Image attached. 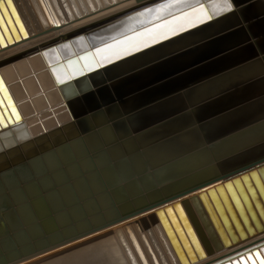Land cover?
<instances>
[{"label":"water","instance_id":"obj_1","mask_svg":"<svg viewBox=\"0 0 264 264\" xmlns=\"http://www.w3.org/2000/svg\"><path fill=\"white\" fill-rule=\"evenodd\" d=\"M229 3L230 10L217 11L213 0H204L196 7L203 6L210 18L74 79L132 57L151 56L80 93L136 73L142 76L144 69L155 79L135 91L156 87L163 94L131 109L123 103L129 94L96 100L90 109L82 102L83 109L76 114L81 133L68 136L65 125H59L0 148V264L25 261L146 207L206 187L200 196L205 201V192L210 195L228 228L216 192L237 225L225 190L243 217L245 210L235 189L250 211L249 194L260 205L258 193L264 199V9L254 16L252 6L237 8ZM1 11L15 36H28L13 0H0V28L8 40L11 36ZM0 42L5 44L1 29ZM246 44L253 48L250 56L222 66L226 56ZM178 60L189 62L175 71L157 72ZM0 99L9 121L3 119L2 126L21 121L1 77ZM75 135L78 138L70 143L69 137ZM179 204L173 205L180 211ZM171 207L157 210L165 226L164 211L174 223ZM181 220L197 247L187 219ZM260 251L264 253V246ZM256 253L259 249L224 264H244L249 256L256 260Z\"/></svg>","mask_w":264,"mask_h":264},{"label":"bare ground","instance_id":"obj_2","mask_svg":"<svg viewBox=\"0 0 264 264\" xmlns=\"http://www.w3.org/2000/svg\"><path fill=\"white\" fill-rule=\"evenodd\" d=\"M82 1L84 3L86 0ZM110 1L111 3L106 2V4L109 5L107 9H103L101 12L90 14L91 12L87 11L85 13L83 11L80 0H13L16 10L27 30V37H24L19 33V35L15 36L11 26L9 23H7L8 21L1 11L5 25L11 36V40H8L4 31L2 28H0L5 40V44L0 42V48L6 47L8 44L12 45L16 41L19 43L0 51V75L3 79V83H5V86L12 97V100L15 103V106L21 117V121L16 123V120H14L13 122L15 123H10L8 127H3L2 123L0 122V148L4 147V145H12L15 142L23 140L27 137L37 136L59 125H65L66 131L69 134L68 136L74 135L77 132L81 133L79 124L76 121V114L82 111L83 107L80 105L82 102L85 103L86 108L90 109L95 106L96 100L108 101L109 99L113 98L112 96L116 97L121 94H129L123 100V103L127 109H131L137 102L139 103L141 101H147L150 98H153V95L155 96L159 93L163 94V91H158L156 87L148 88L149 90L153 91V93L145 89H143V91H135L138 87L144 86L155 79H150L149 76L153 73H145L144 69L140 70L141 74H143L142 76H138L139 73H136L130 76V78H124L120 80L118 83L109 82L104 84L105 86L103 85L94 91L92 90L93 92L89 91L87 93H80L98 81L101 82L102 79L105 80L112 78L116 75L136 68L137 66L146 62L151 56L132 57L110 69H103L102 71L87 75L86 77L79 80L74 81V79L87 70L105 65L113 60L132 53L138 48L140 49V47L142 48V46H146L164 37L176 34L181 30L198 24L202 20L196 19L195 15L189 17L188 19L180 18L185 17L188 13H192L193 7L200 5V3L204 2V0H187V3L191 4L192 7L178 3L174 7L165 8L162 11H155V9L160 8L161 5L168 4L169 0ZM118 1L123 2L119 3ZM230 1L231 4L237 8H247L252 6V14L254 16L258 13V10L261 11L264 9V0ZM87 4L88 2H86V5ZM68 6H70L71 10ZM75 6L77 7V10L80 11V15L77 14ZM148 9H153V11L148 12ZM92 11L95 12L96 10L93 9ZM140 13H144V15H140ZM83 15H85L84 18L79 19ZM168 22L173 23L169 24ZM166 24L168 26L165 28L159 27L160 25ZM51 26H57V29L35 36L37 32L41 33L43 30H48ZM146 26L149 27L144 29ZM173 28L176 30L172 31L171 29ZM150 30L152 31L150 32ZM28 37L30 38L28 39ZM22 39L25 40L21 41ZM109 42V45L106 44ZM110 45L115 47L106 54L108 56L107 59H102L101 55L98 54V50L105 49ZM251 49H253L252 46L246 44V46L241 47L238 51L226 56L222 60L224 62V65L222 66H227V64L232 63L235 58L239 59L241 56H245L246 54L250 56L252 53ZM260 57L262 58V55H260ZM188 62L189 61L186 60H178L172 64H162L163 66L160 68L161 70L157 72L164 73L169 72L170 70L175 71L178 70L182 64ZM155 69L153 72L156 71ZM61 80H63L62 83ZM0 117H2V120L6 119L9 123L5 113V108L1 106V103ZM69 138L71 143L73 140H76L78 136L75 135ZM259 178L261 181H263L261 176H259ZM207 189L208 187L198 189L189 192L177 199L170 200L169 202L156 204L148 208L146 207V209L140 210L129 217L115 221L114 223L103 225V227H100L96 231H93L85 236L78 237L77 239H74L70 242L51 247L45 252L40 253L37 256L30 257L25 261L42 257L56 249L83 241L84 239H87L110 228L112 225L132 219L135 216L143 214L149 210L180 199H182L180 202L181 205L182 202L187 203L184 205V211L182 210L184 212L183 214L185 215V218L183 217V219H186V214L189 215V218L187 216L188 220L186 224L190 225L192 228L193 233L195 234V239H197L196 241L198 246H195L192 239L190 238V235L186 231V228L181 220L183 215L181 217L179 216L178 218L176 215L175 217L177 222L174 221L180 233L175 228L173 221L170 220V217L169 219L165 218V223L170 220V224L166 223V226L169 225L167 228L170 230L172 237L175 240V244H173L167 228L161 219L160 225L155 226L151 222L152 231H150L152 234L147 231V236H149V242L151 243L158 257L160 264H194L198 262V259L200 256H203L204 252L207 253L210 251L213 253V250L217 247L222 249L224 245H233L237 242L240 243L236 246L240 244L241 246L225 255L227 257L226 259L224 257L223 259L221 258V261L224 262L219 263L220 258L217 256L200 264H224L227 261L232 262L235 258H238L240 255L245 254L248 251H253V249L260 250V247L264 246V199L261 195H259L258 190L256 191L259 196L258 201L260 205L257 206L256 202L249 194V198L253 207V210L250 211L244 199L235 189L237 196L245 210V217L242 216L239 209L233 202L230 194L227 190H225V193L227 194V197L229 198L233 207L234 213L238 218V225L233 219L229 209L222 201V198L218 196V192H216L221 206L223 207V213H225L228 224L231 226L228 228L210 195L205 192V201L203 200V197L200 196V193L207 191ZM181 205L179 207H181ZM163 216H165V214ZM155 220L157 221L156 218L154 221ZM144 223L143 225L145 226L146 224ZM258 224H261L260 228L258 227ZM129 229L128 231H130ZM250 229H252V231H250ZM240 231H244L245 235L242 236ZM129 233H133L132 230ZM179 234H181L182 237ZM128 235L129 234H124L125 237L122 238H127L128 241V237H132ZM137 235H139V233ZM109 236L111 237V235ZM119 236L121 237V235ZM142 236L146 240L144 234ZM133 237L132 240H129L128 242H131V244H129L132 247H135L137 245V241L135 246L132 245V241L136 240L134 234ZM105 238L106 236H104V239ZM112 239L113 238H111V241ZM117 240L115 242H120ZM120 240L121 243L125 242L122 243V246L124 244H126V246L128 245L127 241H123L121 238ZM139 240H141V238H139ZM141 243H143V241ZM116 246H119V244ZM131 246L130 249L133 250ZM136 247L139 248L138 245ZM138 248H135L133 252L128 251V247L127 249L123 250V253L120 251L119 253L122 256H128L127 252H131L130 254L133 255L132 253H137L136 251H138ZM77 249L79 248L77 247ZM122 249H124V247H122ZM198 250L201 253L200 256ZM115 251L117 252L116 249ZM115 251L111 252V257H113V255L114 258L116 257L115 254L118 252L116 253ZM63 252V254H65L64 250ZM124 252L127 254L125 255ZM59 253L60 252H58V254ZM140 253L141 251L139 250L137 254ZM58 254L56 253L57 256ZM56 255H53L52 257H56ZM99 255L100 253L94 255L96 258H91V261H93L92 264H97L96 261L102 258ZM181 255L183 259L181 258ZM117 256L119 257V254H117ZM135 256L136 255H134V258ZM142 256L140 259H142ZM121 257L119 258L120 260ZM51 258L49 257V259ZM132 258L127 257V259L133 260ZM47 259L48 258L45 260ZM53 259H51V261L57 264V257L56 259ZM116 259L117 258H115V260L113 259L115 264H117L116 261H119V259ZM127 259L125 260L128 261ZM59 260L60 264H65L70 261L65 257L62 259V261L61 259ZM131 260L129 261L130 264L133 263ZM43 261L41 260L42 263ZM55 261H57V263ZM114 261L111 262L107 259L106 263L110 264L108 262H111L113 264ZM121 262L122 261L118 262V264ZM46 263L47 262H44V264ZM145 263L146 262L144 259V263L142 264ZM134 264L137 263L134 262Z\"/></svg>","mask_w":264,"mask_h":264},{"label":"rangeland","instance_id":"obj_3","mask_svg":"<svg viewBox=\"0 0 264 264\" xmlns=\"http://www.w3.org/2000/svg\"><path fill=\"white\" fill-rule=\"evenodd\" d=\"M93 1V2H92ZM116 1V0H115ZM125 1V0H124ZM80 2H81V6H82V9H83V11L86 13L87 11L88 12H91L90 14H94V13H97V12H101V11H103V9H107L108 8V6L109 5H107L106 4V2H108V3H111V1L110 0H86L84 3H83V1L82 0H80ZM86 2H88V7H87V5H86ZM91 2V3H90ZM119 3H122L123 1H118ZM102 3V4H101ZM104 3V4H103ZM84 4V5H83ZM117 5V4H116ZM104 6V7H103ZM69 8H70V6H68ZM99 7V8H98ZM112 7V6H111ZM87 8V9H86ZM92 8V9H91ZM75 9H76V11H77V14L78 15H80V11H78L77 10V7L75 6ZM93 9H95L96 11L95 12H93L92 10ZM70 10H71V8H70ZM84 16L85 15H83L81 18H79V19H82V18H84ZM76 20H78V19H76ZM55 29H57V26H51L48 30H43L41 33H36L35 34V36H38V35H41V34H44V33H47V32H49V31H52V30H55ZM30 37H32V36H30ZM30 37H28V39L30 38ZM25 39H22L21 41H24ZM17 43H19V42H14V44H12V45H16ZM12 45H10V44H8L6 47H2V48H0V51L1 50H4L5 48H9V47H11ZM0 77H1V75H0ZM1 79H2V77H1ZM2 81H3V79H2ZM5 84V83H4ZM1 100V99H0ZM245 188V187H244ZM190 200V199H189ZM182 201V199H180V200H176V201H174V202H171V203H168V204H165V205H163V206H160V207H158V208H154V209H152V210H149V211H147V212H145V213H143V214H140V215H138V216H135L134 218H132V219H129V220H126V221H124V222H121V223H118V224H116V225H112L110 228H108V229H106V230H104V231H102V232H100V233H97L96 235H94V236H91V237H89V238H87V239H84L83 241H79V242H77V243H73V244H70V245H68V246H64V247H62V248H59V249H56V250H54L53 252H50V253H48V254H46V255H44V256H42V257H37V258H35V259H32V260H28V261H25V262H21V263H18V264H31V263H33V264H44V262H47V263H51V264H55L54 262H52L51 261V259H56V257H57V260H58V263H57V261H55L57 264H60L59 262H60V260L59 259H61V261H62V259L65 257L66 259H68V260H70V261H68L67 263H65V264H73V263H75V264H92L93 263V261H91V258H96L94 255H97L98 253H100V257H102L100 260H97L96 261V263L98 264V263H101V264H107L106 262H107V259L109 260V261H114L115 260V258H117L116 260H118L122 255L119 253V251L120 252H122L123 253V250H125V249H127L128 247H129V249H130V244H131V242H128L129 240L131 241L132 240V237H133V234H134V236H135V239L136 240H134L135 241V243H134V241H132L133 242V246H135L136 245V241H137V245L139 246V248L138 247H132L131 246V248H133V250H135V248H138V251H136L137 253L139 252V250L141 251V253L143 254V256H144V259H145V264H160V262H159V259H158V257H157V255H156V253H155V251H154V249H153V247H152V245H151V243L149 242V236H147L148 235V233H147V231H149V233H151L152 234V223L156 226V225H160V217H159V215H158V213H157V210L158 209H160V208H164L165 206H167V205H172V209L171 210H173V211H171L170 213H172V212H174V213H172L171 214V216L174 218V221L175 222H177V219H176V217L178 218L180 215H179V213L181 214V216L183 215V217L185 218V215L183 214L184 212V205L185 204H187V203H184V202H182V205H181V202ZM175 202H179L180 203V205H181V207H180V211H178L179 209H177V207H175L173 204L175 203ZM179 205V206H180ZM183 207V208H182ZM183 210V211H182ZM178 213V214H177ZM165 214V216H163L164 217V220H165V218L167 219H169V217H170V214L167 212V211H165L164 213H163V215ZM166 214H168V215H166ZM175 214V215H174ZM177 215V216H176ZM167 216V217H166ZM176 216V217H175ZM187 216H188V218H189V215L188 214H186V219L188 220V218H187ZM157 219V221L155 220L154 221V219ZM196 219V218H195ZM170 220H172L171 218H170ZM169 220V221H170ZM154 221V222H153ZM166 222L167 224H170V222ZM145 222V223H144ZM147 222H148V224H147ZM152 222V223H151ZM156 222V223H155ZM159 224H158V223ZM196 222H198V221H196ZM143 223L144 224H146L145 226H147V227H145L144 225H143ZM167 226H169V225H167ZM159 227V226H158ZM130 228V229H129ZM146 228H147V230H146ZM150 228V229H149ZM128 229L131 231L132 230V232L133 233H129L130 231H128ZM151 230V231H150ZM145 231H146V233H145ZM125 232H128V233H125ZM137 232V233H136ZM139 233V235H137ZM144 234V237L146 238V240L143 238V234ZM124 234H129L128 236H132V237H128L129 238V240L127 241V238L126 239H124V238H122V237H125L124 236ZM131 234V235H130ZM109 235H111V237L109 236ZM119 235H121V237L119 236ZM104 236H106V238L104 239ZM119 236V237H118ZM141 238V240H139V238ZM109 237V238H108ZM119 239H118V238ZM126 237H127V235H126ZM102 240H101V239ZM109 240H108V239ZM111 238H113L112 239V241H111ZM116 238V239H115ZM120 238L123 240V241H127V244L129 245H127L126 246V244H124L123 246H122V243H125V242H122L121 243V240H120ZM134 238V237H133ZM99 239V240H98ZM107 239V240H106ZM118 239V240H117ZM154 239V238H153ZM120 241V242H115V241ZM103 241V242H102ZM143 241V243H141V242ZM121 243V244H120ZM130 243V244H129ZM146 243V244H145ZM240 242H237L236 244H233V245H224L223 247H222V249H219L218 247L217 248H215L213 251V253L212 252H207V253H203V256H200V258L198 259V262H196V263H194V264H200V263H203L204 261H206V260H208V259H212V258H214V257H217V256H219V258H217V259H219L220 260V262L219 263H222V262H224V261H221V258L223 259V257L226 259L227 257L225 256V255H227V254H229L231 251H233V250H235L236 248H239L240 246H241V244L240 245H238V246H236L237 244H239ZM83 244H85V245H83ZM119 244V246H116V245H118ZM141 244H143V245H141ZM148 244V245H147ZM145 245V246H144ZM127 248H126V247ZM141 246H143V247H141ZM77 247L79 248V249H77ZM122 247H124V249H122ZM143 248H145V249H143ZM115 249L117 250V252L115 251ZM127 249L128 251H133L132 249ZM151 251H150V250ZM61 250H62V254H61ZM63 250L65 251V254H63L64 252H63ZM66 250H67V253H66ZM69 250V251H68ZM74 250V251H73ZM78 250V251H77ZM75 251H76V253H75ZM113 251H115L117 254H119V257L117 256V254H115V252H114V254L116 255V257L114 258V255H113V257H111L112 256V253L111 252H113ZM147 251V252H146ZM246 251V250H245ZM58 252H60L59 254H58ZM126 252V251H125ZM124 252V254L126 255L127 253V255L128 256H122L121 257V260L119 259V261H116V263L118 264V262H120V261H122L121 263L122 264H128L129 263V261L131 260V259H127V257L128 258H132L133 260H131V262H133V263H131V264H134V262L135 263H137V264H142V263H144V259H143V256H142V254L140 255V254H134V253H132L133 255H131L130 253L131 252H127V253H125ZM134 252V251H133ZM147 254H146V253ZM56 253L58 254V256L56 255ZM212 253V254H211ZM263 252H261L260 250H259V254H260V256L262 257V259L264 258V254H262ZM123 254V255H124ZM130 254V255H129ZM234 254H236V253H234ZM53 255H56V257L54 256V257H52ZM103 255H104V257H103ZM134 255H136L135 256V258H134ZM139 255H140V257H139ZM147 255V256H146ZM130 256H132V257H130ZM141 256H142V259H143V261H142V259H140L141 258ZM49 257L51 258V259H49ZM110 257H111V260H110ZM126 257V258H125ZM42 258V259H41ZM46 258H48L47 260H45ZM71 258V259H70ZM74 258V259H73ZM125 260V259H127L128 261H124L123 259ZM53 259V260H54ZM104 259V260H103ZM114 259V260H113ZM39 260V261H38ZM41 260L43 261V263L41 262ZM148 260V261H147ZM218 260V261H219ZM37 261V262H36ZM50 261V262H49ZM124 261V262H123ZM34 262H36V263H34ZM41 262V263H40ZM111 262H108V263H110V264H112ZM128 262V263H127ZM139 262V263H138ZM142 262V263H141ZM46 263V264H47ZM120 263V264H121ZM113 264H115V261L113 262ZM130 264V263H129Z\"/></svg>","mask_w":264,"mask_h":264},{"label":"snow or ice","instance_id":"obj_4","mask_svg":"<svg viewBox=\"0 0 264 264\" xmlns=\"http://www.w3.org/2000/svg\"><path fill=\"white\" fill-rule=\"evenodd\" d=\"M178 3H182V4H185L186 6L192 7L191 4L187 3V0H169L168 4L161 5L160 8L155 9V11H162L165 8L174 7ZM212 7L217 11H223V10H230L231 5L229 3V0H222V3H217L216 0H213ZM152 11H153V9H148V12H152ZM140 15H144V13H140ZM193 15H195L196 19H200V20L210 18V17H208L207 10L203 6H200L198 8L193 7L192 13H188V14H186L185 17H182L180 19H188L189 17H192ZM168 23L171 24L173 22H168ZM167 26L168 25L166 24V25H160L159 27L165 28ZM171 30L175 31L176 29L173 28ZM151 31L152 30H150V32ZM114 47L115 46L110 45L105 49H100V50H98V54L101 55L102 59H107L108 56L106 54L109 53ZM62 82H63V80H61V83ZM0 122H2V117H0ZM257 260H259V264H264V259L260 258L259 253H256V260H253L252 257L249 256L248 259L244 261V264H248V261H251L252 264H256Z\"/></svg>","mask_w":264,"mask_h":264}]
</instances>
